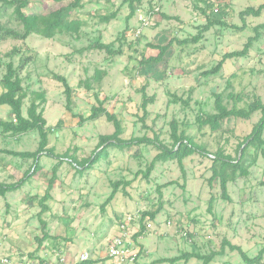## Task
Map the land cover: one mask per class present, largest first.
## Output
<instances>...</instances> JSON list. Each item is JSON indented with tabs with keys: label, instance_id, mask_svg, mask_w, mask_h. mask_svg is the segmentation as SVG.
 Segmentation results:
<instances>
[{
	"label": "rangeland",
	"instance_id": "obj_1",
	"mask_svg": "<svg viewBox=\"0 0 264 264\" xmlns=\"http://www.w3.org/2000/svg\"><path fill=\"white\" fill-rule=\"evenodd\" d=\"M71 1L32 0L25 12L46 15ZM126 1L84 0L83 7L73 12V18L82 24L79 34H62L54 39L32 35L26 41L0 40V82L6 72L5 64L13 60L18 67L21 59H28L20 70L28 91L23 114L28 116L31 103H38V111L50 130L48 148L59 158L68 154L82 163L93 157L101 136L115 132L105 116L81 123L82 118L91 115L93 106L98 105L96 94L122 122L123 139L158 137L159 142L172 148L171 124L176 122L178 135L191 137L207 151L187 158L185 173L177 161L159 162L148 179L144 173L159 154L153 145L142 144L124 151L110 149L91 169L81 172L74 164L63 161L54 183L53 198L48 202L50 211L42 216L48 232L60 240L40 246L37 239L42 238L43 227L39 201L49 187L53 167L59 163L57 158L42 155L41 169L36 175L23 188L0 197V257L13 254L35 258L57 246L64 253L74 255L87 251L91 260H97L93 264H109L107 245L122 220L129 215L156 212L160 207L162 210L153 220L152 229L135 240L136 257L128 264H202L197 259L176 263L161 260L182 253L210 255L221 250L225 239L240 246L250 258L256 257L264 250L261 150L255 153L250 149V156H256L257 161L249 175L228 185L231 202L221 198L220 184L211 186L209 179L213 164L210 155L216 156L222 148L237 158L239 146L252 133L262 113L247 121L227 120L215 133L209 127L200 129L197 119L203 114L216 113L217 94L228 109L245 108L256 97L264 104V31L248 57L228 60L218 75L203 76L225 54L244 49L249 38L255 36L254 28L264 23V12L259 18H247L244 31L216 26L198 44L181 46L177 40L198 35L208 20L243 27L240 13L248 7H260L264 0H144L136 6L135 16L129 21L131 10ZM157 7L160 11L136 36L140 17H148ZM115 12L117 18L109 24L100 21L102 16ZM0 26L23 32L14 10L1 4ZM96 40L113 44L114 48L121 46L123 55L108 58L104 52L78 53ZM171 41L174 43L160 64L152 69H139L140 61L158 54L151 46H166ZM15 49L20 53L8 57ZM101 73H104L102 80H95ZM55 75L64 76L73 89L69 106L65 89L55 80ZM86 81H91V90L85 86ZM144 87L150 97H156L147 112L142 108ZM41 94L44 98H40ZM10 118V106H0V119ZM39 144L37 131L14 137L0 129V182H19L34 167L32 158L9 156L4 150L33 153ZM170 182L175 185L163 187ZM117 183L116 198L103 210ZM211 198L215 199L212 208ZM212 264L245 263L240 253L227 248Z\"/></svg>",
	"mask_w": 264,
	"mask_h": 264
},
{
	"label": "trees",
	"instance_id": "obj_2",
	"mask_svg": "<svg viewBox=\"0 0 264 264\" xmlns=\"http://www.w3.org/2000/svg\"><path fill=\"white\" fill-rule=\"evenodd\" d=\"M31 1L32 0H0V4L4 8H11L14 10V14L17 21L23 27V32L20 33L13 29H6L3 26H0V40L12 38L26 41L32 35H38L45 39H54L56 36L62 34H79L82 24L79 20L73 18V12L83 7L84 0H72L68 5L53 12H50L46 15L27 14L25 10L30 7ZM50 1H57L58 3H61L68 0ZM143 1L144 0L126 1V3L129 4V8L131 10L130 15L128 17V21L135 16L136 6L142 4ZM263 12L264 4L258 8L248 7L247 9L242 11L240 13V18L244 22L243 27L229 25L227 22L222 20H208L207 24L200 29L198 35L184 40H177V42L181 46L198 44L203 39L204 34L209 32L212 28L216 26L224 28L229 27L238 31H244L247 28L246 19L249 17L259 18L262 16ZM116 18L117 12L109 16H102L100 18V21L109 24ZM262 31H264V23L254 28L255 36L249 38L243 50H237L225 54L222 60L213 69L204 72L203 76L210 77L218 75L222 71L225 63L228 60L248 57L254 42L258 41L261 38ZM127 32L128 30L124 32L125 38L127 37ZM173 43L174 42L171 41L166 46H151L152 48L158 51V54L152 55L149 58H144L142 61H140L139 69H152L155 64H160L164 60V57L169 47H171ZM87 51L104 52L107 54L108 58H114L123 55V48L121 46H119L118 48H114L113 44H107L102 42L101 40H96L92 42L88 47L79 50L78 53L83 54ZM19 53V50L15 49L13 50V52L8 54V57L13 58ZM27 63L28 59H21L20 65L18 67L15 66L13 60L5 64L6 72L0 82V89H2V91L0 90V106H10L11 118L9 120L0 119V129L4 134H11L14 137L26 135L30 132L37 131L40 135V144L38 150L33 153L18 152L15 150L3 151V153L9 156L24 159L32 158L34 160V167L29 170L25 174L24 178L19 182L12 184L0 182V197H5L8 193L16 192L19 189L23 188V186L41 169L40 159L42 155L59 159V163L53 167V177L49 183V187L45 195L39 201V205L41 207L39 217L43 227V236L42 238L37 239L40 246L45 242L55 243L56 241L59 242L60 240L58 237L52 236L48 232L47 223L42 219V216L43 214L50 211L48 202L53 198L52 191L54 190V183L57 181V174L61 165L64 163L63 161H67L71 164H74L75 168L81 172L83 170L86 171L91 169L93 165L98 163L101 158L108 153L110 149H120L124 151L126 149H131L134 146H139L142 144L153 145L157 147V149L159 150V154L148 166L146 173H144V177L148 179L159 162H167L171 160L177 161L181 171L185 173L184 161L196 153H202L207 151L205 147L197 145L191 137L186 136L185 134L178 135L176 122H172L171 124L173 129L172 138L174 140V146L172 148H168V146L159 142L158 137H156L155 140H151L150 138L146 137L134 138L130 140L123 139L122 135L124 134V128L122 126V122L118 120L115 114L110 112L105 107V102L100 100L99 94H96V100L98 102V105L93 106L91 115L88 118H82L81 123L97 121L100 117L105 116L107 120L114 125L115 132L112 135L101 136L98 149L94 153L93 157L84 160L82 163H79L76 158L68 156V154L65 157L59 158L58 156L54 155V152L51 148H48L50 130L49 128H47V120L45 119L43 114L38 111V103H36V101H33L30 107L28 108V116H24L23 114V106L25 100L28 98V91L24 87V82L20 75V70L23 69V67H25ZM103 76L104 73L97 74L94 79L102 80ZM54 78L56 81H59L64 87V93L67 96L69 106L72 101L73 89L71 88L68 80L64 76L55 75ZM85 86L89 90H91V81H86ZM141 92L143 94L142 108L145 110V112H147L148 106L155 103L156 97H150L146 92V87L142 88ZM39 96L40 98H44V94H41ZM215 109V114H203L202 116L198 117L197 123L199 124L200 129H205L209 127L212 133H215L221 129L222 124L227 120L238 119L247 121L250 120L256 113H262V118L254 126L252 133L239 146L237 158H232V156L226 154V152L222 148L217 151L216 156L210 155V157L213 159V164L211 167L212 175L209 179V184L212 186L214 183H219L221 186V198L224 201L231 202V198L228 193V185L230 183L236 182L239 178L247 177L249 175L250 168L257 161L256 156H250V149H254L256 151L255 153L261 150L262 154L264 155V104L262 103L259 97H256L255 100L249 103V105L245 108L235 107L233 109H228L223 104L221 95L217 94L215 100ZM250 158L252 159V162ZM171 185H175V182L165 184L163 187H168ZM118 192L119 184L117 183L114 185L113 192L111 193L105 204L102 206L103 210L114 201ZM214 201L215 199L211 198L209 204L210 208L213 207ZM161 210L162 207H160L156 212H142V232L135 234L133 237L134 240H137L145 232L144 221L146 219L149 221H153L156 216L161 212ZM55 247L57 246H54V248ZM227 248H229L232 252L240 253L245 264H262L264 250L260 251V253L256 257L250 258L240 246L233 245L226 239L223 241L221 250L219 252H215L210 255L182 253L178 257L162 259L161 261L176 263L181 260H185L186 262H188L192 259H197L200 260L202 264H212L215 261L216 256H223L225 254ZM96 261L97 260H89L80 264H93Z\"/></svg>",
	"mask_w": 264,
	"mask_h": 264
},
{
	"label": "built area",
	"instance_id": "obj_3",
	"mask_svg": "<svg viewBox=\"0 0 264 264\" xmlns=\"http://www.w3.org/2000/svg\"><path fill=\"white\" fill-rule=\"evenodd\" d=\"M160 8H155L150 12L148 17H140L141 26L136 30V36H140L145 27L150 24ZM171 225V222L168 223ZM145 235L153 227V221L145 220ZM142 216L138 214L129 215L118 225L117 233L109 240L107 245V262L109 264H128L135 260L134 248L135 240L134 235L142 232ZM142 235V236H143ZM141 236V237H142ZM140 237V238H141ZM46 247H49L47 245ZM91 260L89 252H82L78 254L64 253L63 250L58 248H50L42 254H38L35 258L28 256L18 257L13 254L0 257L2 264H80Z\"/></svg>",
	"mask_w": 264,
	"mask_h": 264
}]
</instances>
